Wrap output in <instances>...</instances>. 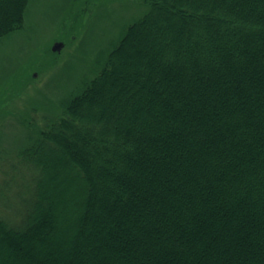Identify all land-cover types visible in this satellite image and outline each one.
<instances>
[{"label": "trees", "instance_id": "16d2710c", "mask_svg": "<svg viewBox=\"0 0 264 264\" xmlns=\"http://www.w3.org/2000/svg\"><path fill=\"white\" fill-rule=\"evenodd\" d=\"M31 1L0 0V42ZM146 3L18 153L0 264H264V0Z\"/></svg>", "mask_w": 264, "mask_h": 264}, {"label": "rangeland", "instance_id": "374dc122", "mask_svg": "<svg viewBox=\"0 0 264 264\" xmlns=\"http://www.w3.org/2000/svg\"><path fill=\"white\" fill-rule=\"evenodd\" d=\"M149 9L146 0H32L24 28L0 42V218L19 224L24 216L27 196L7 202L1 186L17 173L24 174L19 191L29 188L33 173L16 158L34 128L62 115L61 102L102 70ZM57 43L64 44L58 53Z\"/></svg>", "mask_w": 264, "mask_h": 264}, {"label": "water", "instance_id": "95a60500", "mask_svg": "<svg viewBox=\"0 0 264 264\" xmlns=\"http://www.w3.org/2000/svg\"><path fill=\"white\" fill-rule=\"evenodd\" d=\"M64 44L63 43H57L55 46H54V52H60L63 48Z\"/></svg>", "mask_w": 264, "mask_h": 264}]
</instances>
